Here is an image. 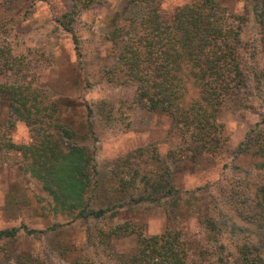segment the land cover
<instances>
[{"label": "trees", "instance_id": "16d2710c", "mask_svg": "<svg viewBox=\"0 0 264 264\" xmlns=\"http://www.w3.org/2000/svg\"><path fill=\"white\" fill-rule=\"evenodd\" d=\"M72 1V10L62 14L58 22L79 45L75 16L107 0ZM246 1L259 29L251 63L247 54L255 47L243 39V25L248 17L230 13L221 0H193L172 7L164 6L161 0H125L124 10L116 14L106 35L116 57L108 71L110 79L132 83L137 106L166 114L181 135L189 137L195 157L220 153L228 141L221 112L230 102L249 101L264 87V66L254 60L258 53L264 56V0ZM136 7L145 10L135 13ZM23 65L11 46L0 44V115L2 107L9 111L8 125L0 122V149L5 147L20 154L21 170L41 183L52 198L53 212L69 217V222L91 223L115 217L117 206L94 205L99 188L97 157L91 146L94 122L75 126L63 118L61 103L43 87L26 80H3L8 75L23 74L26 78ZM17 121L29 127L31 141H13L9 129ZM262 123L264 118L247 132L239 143L238 154L264 158ZM155 162L160 166L154 168ZM117 167L122 172L121 191L130 197L119 207L163 206L168 225L153 235L146 232V225L129 220L97 228L98 236L88 227L90 245L113 246L115 241L134 237L131 253H116L120 264H189V244L176 225L190 202L184 196L189 191L177 186L171 164L161 156L158 145L152 143L128 152L118 158ZM200 189L203 187L197 190ZM229 199L236 216L264 238V181L256 186L252 198L236 191ZM203 219L215 239L227 225L226 219ZM233 225L237 229V223ZM19 231L4 229L0 240L16 237ZM28 232L34 234L36 230ZM220 261L264 264V239L249 237L238 245L235 255ZM71 264L97 263L80 258Z\"/></svg>", "mask_w": 264, "mask_h": 264}, {"label": "rangeland", "instance_id": "374dc122", "mask_svg": "<svg viewBox=\"0 0 264 264\" xmlns=\"http://www.w3.org/2000/svg\"><path fill=\"white\" fill-rule=\"evenodd\" d=\"M161 1L172 7L193 0ZM221 2L230 13L248 17L243 39L255 47L247 54L251 63L259 38L253 9L246 0ZM72 5V0H0V44L11 46L27 74L26 78L23 74L8 75L3 80H26L43 87L61 103L63 118L75 126L94 122L91 146L99 168L94 205L117 206L118 211L115 217L100 222H69V217L53 212L52 198L41 183L21 170L20 154L4 147L0 149V232L12 228L20 231L16 237L0 240V264H71L80 258L97 264H120L116 253H131L134 237L115 241L113 246L90 245L88 227L98 236L97 228L129 220L146 225L150 235L163 232L168 225L165 207H119L130 197L121 191L118 158L152 143L171 164L177 186L189 191L184 196L190 202L176 222L189 244V264H222L220 259L235 255L247 238L263 240L253 226L236 216L228 202L236 191L252 198L256 186L264 181V166L260 165L264 158L237 153L247 132L264 118V87L249 101L230 102L223 109L220 120L228 141L220 153L195 157L189 137L184 138L166 114L137 106L136 87L110 79L108 71L116 57L106 35L116 14L124 10L125 0H107L80 11L74 22L79 45L58 22ZM135 9V13L145 10ZM255 57V63L263 67L264 56L258 53ZM8 117V109L2 107L0 122L6 123ZM9 130L16 143L33 139L23 122L17 121ZM154 166L159 167V162ZM206 216L219 222L226 219L223 232L215 234L217 239L202 222ZM30 229L36 232L29 234Z\"/></svg>", "mask_w": 264, "mask_h": 264}]
</instances>
